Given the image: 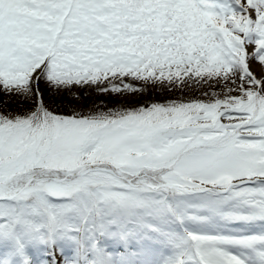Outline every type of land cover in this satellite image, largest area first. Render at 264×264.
<instances>
[{"label": "snow or ice", "instance_id": "obj_1", "mask_svg": "<svg viewBox=\"0 0 264 264\" xmlns=\"http://www.w3.org/2000/svg\"><path fill=\"white\" fill-rule=\"evenodd\" d=\"M0 93V264H264V0H0Z\"/></svg>", "mask_w": 264, "mask_h": 264}, {"label": "rangeland", "instance_id": "obj_2", "mask_svg": "<svg viewBox=\"0 0 264 264\" xmlns=\"http://www.w3.org/2000/svg\"><path fill=\"white\" fill-rule=\"evenodd\" d=\"M45 102L49 108L57 113L71 114L73 109L81 110L87 112L88 110H95V106L107 105L108 107H118L120 105L134 106L138 103L143 102H155L164 101L166 99H174L179 94L162 92L157 89H150L144 94L139 95L136 98H131L127 96H115V95H102L99 93H93L89 95L87 92H76L72 95L63 94L57 95L51 93L49 90L45 89ZM199 95V93H195ZM138 102V103H137ZM31 105L25 104L18 98H12L3 93H0V110L11 111V112H23L25 108ZM59 254H57V257ZM56 257V258H57ZM61 257L59 256V259Z\"/></svg>", "mask_w": 264, "mask_h": 264}, {"label": "bare ground", "instance_id": "obj_3", "mask_svg": "<svg viewBox=\"0 0 264 264\" xmlns=\"http://www.w3.org/2000/svg\"><path fill=\"white\" fill-rule=\"evenodd\" d=\"M82 92H84L85 93V91H82ZM93 94V93H92ZM138 103V102H137Z\"/></svg>", "mask_w": 264, "mask_h": 264}]
</instances>
